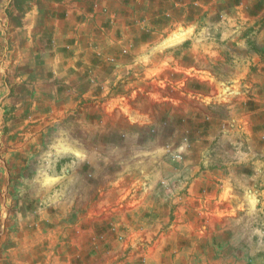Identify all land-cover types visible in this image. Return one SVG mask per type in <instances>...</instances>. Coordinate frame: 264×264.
Masks as SVG:
<instances>
[{"label":"rangeland","instance_id":"1","mask_svg":"<svg viewBox=\"0 0 264 264\" xmlns=\"http://www.w3.org/2000/svg\"><path fill=\"white\" fill-rule=\"evenodd\" d=\"M200 1L0 0V264H264V0Z\"/></svg>","mask_w":264,"mask_h":264},{"label":"crops","instance_id":"2","mask_svg":"<svg viewBox=\"0 0 264 264\" xmlns=\"http://www.w3.org/2000/svg\"><path fill=\"white\" fill-rule=\"evenodd\" d=\"M215 1L218 2V5H216V6H214ZM227 1L228 0H207V2L205 3L204 1L201 0L200 5H201L202 9L200 10L201 13H199L200 17H211V16H214L216 14H218L219 16H234V17L236 15H238L240 17L241 14L243 13L242 10H243L244 6L241 3H237V4L232 6V4H229V2H227ZM225 3H228L230 6H232L231 13H228V11L226 10ZM235 10H237V11L239 10V11L235 14ZM130 264H132V263H130Z\"/></svg>","mask_w":264,"mask_h":264}]
</instances>
